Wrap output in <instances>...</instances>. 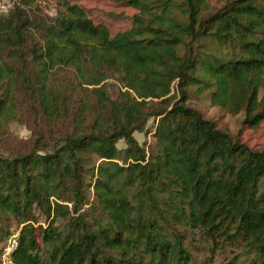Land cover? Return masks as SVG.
I'll list each match as a JSON object with an SVG mask.
<instances>
[{
  "label": "trees",
  "instance_id": "1",
  "mask_svg": "<svg viewBox=\"0 0 264 264\" xmlns=\"http://www.w3.org/2000/svg\"><path fill=\"white\" fill-rule=\"evenodd\" d=\"M14 1L0 15V121L15 87L52 127L72 124L39 136L51 149L0 155V251L18 228L14 264H195L199 246L225 245L264 264V149L186 102L203 84L213 104L244 111V126L264 120V0L209 13V0H115L137 11L114 35L70 0L53 13ZM108 79L121 84L115 98ZM88 90L100 113L89 126L74 108ZM151 117L146 148L134 132Z\"/></svg>",
  "mask_w": 264,
  "mask_h": 264
},
{
  "label": "rangeland",
  "instance_id": "2",
  "mask_svg": "<svg viewBox=\"0 0 264 264\" xmlns=\"http://www.w3.org/2000/svg\"><path fill=\"white\" fill-rule=\"evenodd\" d=\"M72 3L80 5L86 14L96 23H101L107 27L111 35L127 30L131 27L132 17L137 11L125 2L115 0H70ZM42 8L53 13L54 0H38ZM223 0H209L208 13L216 10ZM200 50L211 51L215 44L211 39H204L200 42ZM61 76L70 75L67 69L59 71ZM106 91L110 98H115L121 84L108 79ZM208 87L203 84H192L188 87L186 102L197 108L206 118L213 120L217 127L227 130L233 137H238L242 142L255 150L264 149V120L256 128H249L242 123L244 111L237 113L227 112L225 109L213 104L209 97ZM264 89H261L260 94ZM15 104L14 110L2 117L0 121V155L11 156L20 151H26L34 145L44 144L49 149L52 148V139H41L52 136L55 132L69 129L71 121L65 119L52 127V123L45 121L29 106L27 98L23 93L14 87ZM75 114H81V119L87 126L92 124L96 117L100 115L96 107L95 94L85 91L74 99ZM156 121L151 117L147 122V130L135 131L134 136L140 144L147 148L155 142L152 135ZM39 140V141H38ZM41 140V141H40ZM45 142V143H42ZM119 148L124 147V140L117 142ZM40 222H43L41 217ZM195 264H247L244 261L241 251L230 245H225L220 251L211 252L206 246H199L193 250Z\"/></svg>",
  "mask_w": 264,
  "mask_h": 264
},
{
  "label": "built area",
  "instance_id": "3",
  "mask_svg": "<svg viewBox=\"0 0 264 264\" xmlns=\"http://www.w3.org/2000/svg\"><path fill=\"white\" fill-rule=\"evenodd\" d=\"M14 0H0V15L7 14L14 7ZM19 229H14L7 237L0 251V264H14L12 253L17 247Z\"/></svg>",
  "mask_w": 264,
  "mask_h": 264
}]
</instances>
